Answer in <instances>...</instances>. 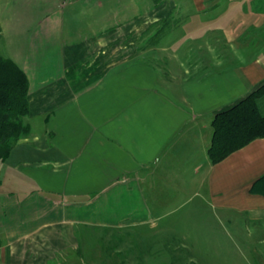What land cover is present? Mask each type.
Here are the masks:
<instances>
[{"label":"crops","instance_id":"0c3cea01","mask_svg":"<svg viewBox=\"0 0 264 264\" xmlns=\"http://www.w3.org/2000/svg\"><path fill=\"white\" fill-rule=\"evenodd\" d=\"M123 1L138 12L112 26L71 24L67 0L4 5L28 10L7 56L29 133L0 162V264H83L94 228L166 232L205 208L264 233V137L206 155L214 114L264 83V0Z\"/></svg>","mask_w":264,"mask_h":264},{"label":"rangeland","instance_id":"374dc122","mask_svg":"<svg viewBox=\"0 0 264 264\" xmlns=\"http://www.w3.org/2000/svg\"><path fill=\"white\" fill-rule=\"evenodd\" d=\"M7 1L0 0V55L4 56L8 55V49L16 48V42L25 41L26 33L21 28L26 27L22 23L28 13L22 8H6ZM92 1L67 0L66 6L59 10L71 24L74 20L86 23L108 15L104 21L111 26L130 20L132 13L138 12L117 9L124 5L123 0H100L98 6ZM134 2L141 3L126 0L125 5ZM130 22L127 30L132 26ZM202 211L206 213L203 217L179 218L177 212L166 218L159 226L166 228V232L139 234L129 228H94L83 234L78 251L83 264H264V233H254L242 216L235 218L239 224L235 227L228 218L216 216L206 208Z\"/></svg>","mask_w":264,"mask_h":264},{"label":"trees","instance_id":"16d2710c","mask_svg":"<svg viewBox=\"0 0 264 264\" xmlns=\"http://www.w3.org/2000/svg\"><path fill=\"white\" fill-rule=\"evenodd\" d=\"M8 56L0 55V162L18 140L29 133L27 123L28 80L24 71ZM207 154L212 163L256 138L264 137V83L231 107L214 114ZM264 175L251 186L258 192ZM172 254V252H170ZM171 259H174L173 254ZM169 264H174L170 262Z\"/></svg>","mask_w":264,"mask_h":264}]
</instances>
